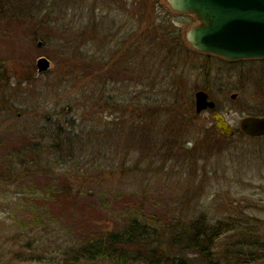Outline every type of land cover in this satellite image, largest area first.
Listing matches in <instances>:
<instances>
[{"label":"rangeland","instance_id":"obj_1","mask_svg":"<svg viewBox=\"0 0 264 264\" xmlns=\"http://www.w3.org/2000/svg\"><path fill=\"white\" fill-rule=\"evenodd\" d=\"M46 1L52 20H63L54 26L71 33L45 36L50 45L43 48H13L17 38L0 37V177L12 179L0 184V264H62L51 232L44 237L26 229L32 208L60 220L58 230L66 226L65 239L76 243L85 234L123 227L133 213L163 227L206 214L212 222L241 219L264 231V136L240 129L249 111L264 112V59L204 56L186 35L195 16L174 11L166 0ZM149 26L180 29L188 59L179 63H193L195 70L187 65L165 72L158 85L154 75L148 78L158 71L152 52L163 49L152 42ZM146 31L149 40L138 46ZM70 39L64 53L74 58L56 63ZM46 52L55 63L39 76L36 63L9 62ZM96 63L107 74L97 82ZM173 85L180 88L182 111L196 108L195 93L207 90L237 133L218 137L209 128L215 127L209 109L197 120L174 121L167 109L153 114L149 107L173 103ZM126 103L124 114L119 109ZM58 121L62 133L80 138L72 140L73 153L64 142L61 151L49 147L55 132L42 139L39 128L50 123L52 129ZM211 138L219 144L209 147ZM38 240L41 261L32 256Z\"/></svg>","mask_w":264,"mask_h":264},{"label":"trees","instance_id":"obj_2","mask_svg":"<svg viewBox=\"0 0 264 264\" xmlns=\"http://www.w3.org/2000/svg\"><path fill=\"white\" fill-rule=\"evenodd\" d=\"M147 31L154 34L151 35L152 42L156 43V45H162L164 49H162L161 54L152 52L151 55L157 58L154 59L156 61H151V63L156 65L158 71L149 74L148 78L154 75L157 83V81L164 79L163 75L165 72L169 73L170 70L180 71L188 68V66L191 69L196 67L193 63H179L181 60L185 61L188 59L184 51L186 49L181 45L184 36L180 29L173 31L170 28L161 26L155 30L152 29V26H149ZM147 31L143 32L138 42H136L138 46H142L149 40L148 35L145 36ZM204 56L209 57L211 55L204 54ZM98 67L101 72L98 71L99 73H97L96 71V82L99 74L107 77V74L102 71V63H96V70H98ZM199 67L202 68V66ZM165 75L167 76L168 74L165 73ZM172 88L174 90L172 91V94H174L173 105L169 103V107L159 109H151L149 107L150 110L154 111L153 114L159 113L161 115L163 109H167L165 110L166 114H172L174 121L186 116L193 117V120L199 119L194 107L189 110H181V97H177L176 93L180 88L176 85H173ZM145 95H147V90ZM127 107V103L126 105L123 104V107H120L119 110L123 113L125 110L127 112ZM217 110H220L218 102ZM249 112V115H264V112ZM60 123L58 121L56 125L52 126V129H50V123L48 124L49 127H40L39 129L43 131L42 139L47 140V134L55 132L53 134L57 136L51 141L52 143L49 147H54L61 151L62 148L60 146L63 144L61 145L60 143L64 142L65 147L68 145L70 152L73 153L76 146L73 145L72 140L75 137L77 140L80 138L77 134L70 136L66 134L67 132L62 133L63 125ZM173 124L176 126L175 123ZM65 125L70 127L72 124L66 123ZM176 127H173V129L168 127V129L174 131ZM209 128L215 134H219L218 137L221 135L215 127L211 126ZM211 139L209 147L219 144L216 141L217 138ZM168 140L167 137V144L169 143ZM12 161L7 164H14ZM10 181H12L11 178L0 177V184H8ZM63 195L66 196L67 193ZM31 198L35 199L36 197ZM30 213L32 214V220L28 219L30 225L26 229L30 231L36 229L37 233L44 237L48 232H51L52 236H54L53 245L56 247L57 252L59 250V257L62 256V264L64 262H70L71 264H96V262L98 264L103 262L107 264H264V231L258 232L253 227L252 222L241 219L223 218L212 222L206 214H200L186 223L178 220L169 226L163 227L153 225L146 217L133 213L123 227L106 233L97 231L96 233L85 234L80 236V240L76 243L65 239L69 234L66 226L64 230H58L61 223L60 220L49 217L34 208L30 210ZM158 221L154 222L158 223ZM30 231L28 232L29 234ZM57 234H60L65 239L64 243H60L61 237L57 238ZM43 236L41 237L43 238ZM36 242L38 243H34V247L37 255L32 253V256L37 257L36 260L41 261V254L43 253L38 250L40 249L39 240ZM45 246L41 247L44 248ZM29 258L31 259L32 257Z\"/></svg>","mask_w":264,"mask_h":264},{"label":"water","instance_id":"obj_3","mask_svg":"<svg viewBox=\"0 0 264 264\" xmlns=\"http://www.w3.org/2000/svg\"><path fill=\"white\" fill-rule=\"evenodd\" d=\"M166 1L174 11L194 15L197 19L198 23L186 34L196 51L230 61L264 58V0ZM51 66L45 57L39 58L38 74ZM195 100L198 113L216 108V102L203 89L195 93ZM212 116L221 133L229 137L235 135V128L223 112L215 111ZM240 129L248 136H264V116L247 115L241 119Z\"/></svg>","mask_w":264,"mask_h":264},{"label":"flooded vegetation","instance_id":"obj_4","mask_svg":"<svg viewBox=\"0 0 264 264\" xmlns=\"http://www.w3.org/2000/svg\"><path fill=\"white\" fill-rule=\"evenodd\" d=\"M53 7L49 6V2L46 0H0V37L4 41H10V39L17 38L21 43L17 44L13 42L15 48L16 45L20 46L25 43L26 46L32 48H43L48 44L45 36H50L52 33H58L63 35L64 33H71L69 29L56 28L54 25L60 24L63 20L56 17V22L52 20L54 15ZM71 35V34H70ZM41 36V37H40ZM73 40L70 39L68 43L63 44V48L59 53V60L56 63H71L72 56L65 54L67 50L72 46ZM81 44V40L76 37L75 44ZM50 45V44H48ZM45 57L49 63H55L52 57L46 52L41 54L37 59H33L32 55H22L15 60H11V63H38L39 58ZM74 58V56H73ZM72 58V59H73ZM74 63L77 61V54L75 56ZM49 70L43 72L47 73ZM43 73L38 74L41 75ZM217 110V109H216ZM50 126V125H49ZM48 124L42 127H49Z\"/></svg>","mask_w":264,"mask_h":264}]
</instances>
